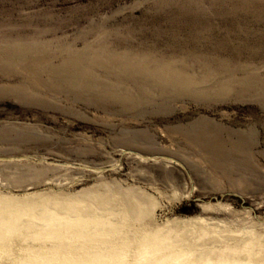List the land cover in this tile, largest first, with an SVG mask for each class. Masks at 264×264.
Wrapping results in <instances>:
<instances>
[{
    "label": "rangeland",
    "instance_id": "rangeland-1",
    "mask_svg": "<svg viewBox=\"0 0 264 264\" xmlns=\"http://www.w3.org/2000/svg\"><path fill=\"white\" fill-rule=\"evenodd\" d=\"M0 264H264V0H0Z\"/></svg>",
    "mask_w": 264,
    "mask_h": 264
}]
</instances>
